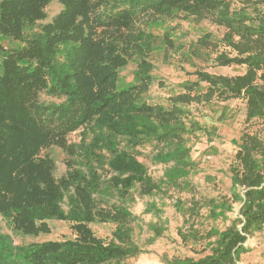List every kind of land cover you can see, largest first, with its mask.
Here are the masks:
<instances>
[{
  "label": "trees",
  "instance_id": "trees-1",
  "mask_svg": "<svg viewBox=\"0 0 264 264\" xmlns=\"http://www.w3.org/2000/svg\"><path fill=\"white\" fill-rule=\"evenodd\" d=\"M240 1L233 8L232 0H0V264H126L141 252L131 191L194 189L188 140L210 128L189 106L243 99L244 123L264 122V0ZM177 16L224 28L219 40L207 32L197 44L218 51V65L245 71L197 69L196 80L181 82L166 103L154 102L151 57L161 45L151 29ZM163 41L175 47L167 34ZM221 45L229 51L219 52ZM130 60L136 68L124 82ZM75 132L79 141L69 138ZM234 143L231 199L207 203L214 219L230 223L205 234L179 228L182 241L206 239L210 252L164 258L165 264H240L248 238L264 230V139L244 131ZM146 145L156 146L152 161L166 165L159 180L140 159ZM52 148L66 154L60 176ZM234 202L240 216L229 218ZM192 203L193 216L200 209ZM144 211L162 212L155 201ZM51 220L71 223L75 235L39 240L51 233ZM95 222L115 225L110 241L95 233ZM148 227L153 239L165 230L157 222Z\"/></svg>",
  "mask_w": 264,
  "mask_h": 264
},
{
  "label": "rangeland",
  "instance_id": "rangeland-1",
  "mask_svg": "<svg viewBox=\"0 0 264 264\" xmlns=\"http://www.w3.org/2000/svg\"><path fill=\"white\" fill-rule=\"evenodd\" d=\"M232 3L233 8L242 6L240 0H232ZM58 8L59 5L54 3L51 10L55 12ZM252 10L253 7H249L248 11ZM151 30L161 45L151 57L155 65L152 72L154 83L149 92L151 101L166 103L171 94L182 90L181 82L197 79L194 73L197 69L225 75H236L245 71L244 66L218 65L215 60L218 51L199 47L197 41L205 33L210 32L218 40L224 33V28L209 20L198 22L191 17L177 16L172 20L155 24ZM164 34L173 39L174 48L165 41L161 42ZM224 50L229 51V48L221 45L219 52ZM135 68L136 61L130 60L127 67L122 69L121 76L124 82L133 79ZM189 109L193 117L210 128L208 132H196V135L188 140L196 164V171L190 177L195 185L194 189L167 188L164 192L159 191L153 195H142L139 188L131 191L133 200L129 201V206L132 212L139 216V220L133 225L135 239L141 252L127 258L124 261L126 264H165L164 258L206 255L210 252L205 246L206 239L202 242L182 241L178 233L179 228L188 231L194 226L199 233L205 234L214 225L224 228L230 223L221 217L218 219L212 217L208 200L211 198L222 200L225 197L231 199L230 167L235 162L238 148L234 140H239L244 131L259 134L264 139V122L257 120L252 125L244 123L243 99L230 101L214 99L210 104H192ZM213 125L216 127L215 130ZM69 138L71 141H79L80 134L75 132ZM139 151L140 159L146 162L149 173L155 180H159L166 165L152 161L151 155L156 152V146L146 145ZM50 153L56 159V175L60 176L66 169V154L60 148H52ZM193 200L199 202L200 211L192 216L189 215L188 208L193 204ZM152 201H155L162 210L159 216L144 211L147 204ZM240 206L239 202H234L233 209L226 215L229 218L240 216ZM149 222H157L165 227L163 233L156 239H153L154 233L148 227ZM1 223L4 231L12 232L8 222L2 220ZM50 225L51 233L41 236L39 240H62L75 235L71 223L67 221L51 220ZM91 225L98 236L107 242L111 240L115 228L113 223L95 222ZM13 234L15 242H18L19 235ZM246 245L250 249L242 254L240 264H264V230L249 237Z\"/></svg>",
  "mask_w": 264,
  "mask_h": 264
}]
</instances>
